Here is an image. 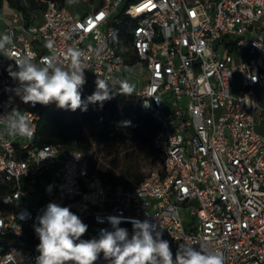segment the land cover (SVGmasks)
I'll use <instances>...</instances> for the list:
<instances>
[{"label":"built area","instance_id":"2783aa9c","mask_svg":"<svg viewBox=\"0 0 264 264\" xmlns=\"http://www.w3.org/2000/svg\"><path fill=\"white\" fill-rule=\"evenodd\" d=\"M42 1L46 7L27 22L0 0V35L12 36L6 55L34 53L39 63L54 52L67 65V50L78 48L85 84L96 86L98 76L126 75V58L113 44L125 35V48L147 71L134 93L159 125L154 145L165 164L133 186H106L83 151L33 146L45 106L20 99L9 75L15 62L0 54V116L19 110L33 131L30 138L0 135V239L18 242H0V264H37L40 253L20 238L49 203L88 225L83 240L114 231L109 215L126 218L119 227L129 238L128 221L148 219L174 259L181 243L207 242L226 264H264V0H84L92 7L80 14ZM236 73L242 83L234 92ZM95 264L110 262L100 253Z\"/></svg>","mask_w":264,"mask_h":264},{"label":"clouds","instance_id":"9594fccd","mask_svg":"<svg viewBox=\"0 0 264 264\" xmlns=\"http://www.w3.org/2000/svg\"><path fill=\"white\" fill-rule=\"evenodd\" d=\"M11 43V35H0V54L15 62L18 70H10L9 75L19 82L15 92L24 103L44 106L55 103L60 109L86 110L81 89L86 83L84 71L87 68L80 49L70 47L67 50V65L59 61L54 52L37 63L34 53L6 55ZM45 46L53 50L51 41ZM95 83L96 91L87 97V103L102 105L111 99L110 84L113 87L118 84L122 95H132L135 90V85L126 79L113 80L111 76H98ZM0 123L4 126L0 135L13 138L33 135L31 125L19 110L13 109L0 116ZM106 219L114 231L101 229L98 239L83 240L81 237L87 232L88 225L69 207L49 203L35 226L40 253L37 264H95L100 253L110 264H226L223 253L211 248L207 242L199 245L181 243L174 259L169 241L162 238L158 226L148 219L128 221L133 226L131 238L127 229L119 227L126 218L109 215Z\"/></svg>","mask_w":264,"mask_h":264},{"label":"trees","instance_id":"16d2710c","mask_svg":"<svg viewBox=\"0 0 264 264\" xmlns=\"http://www.w3.org/2000/svg\"><path fill=\"white\" fill-rule=\"evenodd\" d=\"M58 1V0H56ZM13 7L22 10L27 22L30 15L46 7L42 0H10ZM60 2V1H58ZM64 1L60 2L61 4ZM66 5V4H65ZM122 33L127 34L131 19L126 18ZM129 39L124 35L113 42L126 58L127 65H134L137 57L131 54L125 44ZM96 91V86L84 84L81 89L86 110L60 109L55 103L41 111L33 146L64 144L86 154L90 171L99 175L106 186L124 184L133 186L141 183L147 175L140 171V162L159 158L161 168L165 164L163 154L155 147L154 137L159 129L152 115L143 110L139 97L119 94L112 89V98L100 103H87V97ZM136 101L139 106L136 107ZM125 159L129 165H122ZM23 246L37 249L39 238L35 230L27 237L20 238Z\"/></svg>","mask_w":264,"mask_h":264},{"label":"rangeland","instance_id":"374dc122","mask_svg":"<svg viewBox=\"0 0 264 264\" xmlns=\"http://www.w3.org/2000/svg\"><path fill=\"white\" fill-rule=\"evenodd\" d=\"M62 2V0H58ZM64 4H66L71 10H73L76 14H80L91 9V4L85 2L84 0H63ZM94 1V0H91ZM3 26L0 22V27ZM125 74L120 76V80H127L128 82L135 85V89H138L141 85L145 83V78H147V71L142 69L140 64L127 65L122 69ZM241 76L239 73L235 75V84L233 85V91L236 92L241 86ZM136 107L139 106L138 101L135 102ZM3 129V128H1ZM122 165H129L128 161L123 159L121 161ZM140 171L144 174L151 175L154 171L161 169V162L159 158H155L153 160H144L140 162ZM38 197V194H37Z\"/></svg>","mask_w":264,"mask_h":264},{"label":"water","instance_id":"95a60500","mask_svg":"<svg viewBox=\"0 0 264 264\" xmlns=\"http://www.w3.org/2000/svg\"><path fill=\"white\" fill-rule=\"evenodd\" d=\"M0 242H10V243H18L17 241L11 240V239H0Z\"/></svg>","mask_w":264,"mask_h":264}]
</instances>
